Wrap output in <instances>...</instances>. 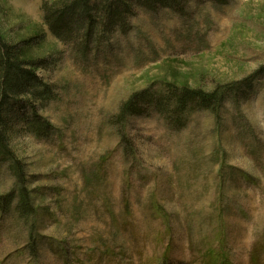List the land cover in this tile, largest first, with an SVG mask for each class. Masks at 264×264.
Returning <instances> with one entry per match:
<instances>
[{
	"label": "rangeland",
	"instance_id": "374dc122",
	"mask_svg": "<svg viewBox=\"0 0 264 264\" xmlns=\"http://www.w3.org/2000/svg\"><path fill=\"white\" fill-rule=\"evenodd\" d=\"M45 1L0 0V36L30 42L22 59L52 88L11 98L0 128V264H264V0L136 7L86 56L52 34ZM168 84L226 94L176 128L150 109L121 120ZM31 105L46 134L25 124Z\"/></svg>",
	"mask_w": 264,
	"mask_h": 264
},
{
	"label": "trees",
	"instance_id": "16d2710c",
	"mask_svg": "<svg viewBox=\"0 0 264 264\" xmlns=\"http://www.w3.org/2000/svg\"><path fill=\"white\" fill-rule=\"evenodd\" d=\"M52 1V2H50ZM189 0H46L43 5L44 21L52 34L62 43H74L80 46V52L88 55L91 47L101 41L107 33L120 32L126 34L129 20L135 15V8L156 10L159 8L181 9ZM219 4H227V0H210ZM11 45L0 36V128L8 127V117L14 113L11 98L29 96L44 102L51 97L52 88L44 85L37 77L38 61H24L22 55L25 45ZM32 66V69L25 68ZM245 83H249L246 81ZM167 94H152L151 90L138 92L124 103L120 110L121 120L132 116H143L145 110L157 111L166 117L176 128L182 125L184 116L194 107L215 111L223 103L226 92L219 86L212 93L191 88H177L168 84ZM33 109L36 120L25 122L39 133H47V124L43 122ZM0 153L9 155L5 131L0 130ZM13 157V156H12ZM20 171V168H17ZM22 205L28 209V194L23 193Z\"/></svg>",
	"mask_w": 264,
	"mask_h": 264
}]
</instances>
